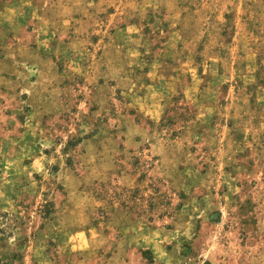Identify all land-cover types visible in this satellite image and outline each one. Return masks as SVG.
<instances>
[{"label": "rangeland", "instance_id": "obj_1", "mask_svg": "<svg viewBox=\"0 0 264 264\" xmlns=\"http://www.w3.org/2000/svg\"><path fill=\"white\" fill-rule=\"evenodd\" d=\"M0 264H264V0H0Z\"/></svg>", "mask_w": 264, "mask_h": 264}]
</instances>
